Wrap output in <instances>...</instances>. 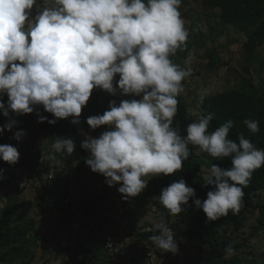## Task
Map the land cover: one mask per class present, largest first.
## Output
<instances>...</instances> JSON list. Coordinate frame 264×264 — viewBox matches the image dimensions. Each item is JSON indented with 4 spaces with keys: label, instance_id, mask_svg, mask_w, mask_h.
I'll use <instances>...</instances> for the list:
<instances>
[{
    "label": "clouds",
    "instance_id": "clouds-1",
    "mask_svg": "<svg viewBox=\"0 0 264 264\" xmlns=\"http://www.w3.org/2000/svg\"><path fill=\"white\" fill-rule=\"evenodd\" d=\"M182 0H0V112L8 118L0 132L18 123L15 117L34 113L38 123L56 124L70 119L80 125L82 108L94 89L113 97L103 114L86 117L92 130L107 128L93 137L81 130L80 147L88 153L85 164L102 174L109 187L119 184L122 199L130 200L147 187L145 177L172 175L190 156L207 153L230 167L213 163L205 176L212 188L206 199L192 203L206 214V223L238 214L243 188L253 173L264 166V149L243 133L229 138L233 121L209 131L213 114L197 113L186 126V135L173 127L182 81L192 75L193 53L184 66L174 62L178 50L187 47L189 31L181 18ZM7 100H4V96ZM123 97H130L123 99ZM205 94L199 96L202 105ZM37 106L52 114L49 119ZM252 133L259 122L244 119ZM26 133H14L20 140ZM76 141L56 136L54 153L71 155ZM17 147L0 144V159L19 161ZM196 196L184 179L162 188L158 200L170 215H177ZM149 237L163 253L179 252L175 233L163 218ZM229 253L234 250L229 246ZM83 259V257H80ZM152 264V263H150ZM157 264V263H156Z\"/></svg>",
    "mask_w": 264,
    "mask_h": 264
},
{
    "label": "trees",
    "instance_id": "trees-1",
    "mask_svg": "<svg viewBox=\"0 0 264 264\" xmlns=\"http://www.w3.org/2000/svg\"><path fill=\"white\" fill-rule=\"evenodd\" d=\"M190 3L199 4L209 11L214 8L220 11L212 16L208 11L204 12L208 16L204 15L203 17L202 13H194L193 10H190L191 23L187 26L189 31L187 47L183 51L178 50L172 59L184 66L183 62L189 52L210 41L213 50L209 52L210 61L206 67L209 70H214L226 66L231 72L236 73L237 82L228 89L204 93L205 99L202 105L198 103L199 98L191 103L181 93L178 97V110L173 119V127L178 126L183 136L186 135V126L195 119L197 113L213 114L209 131H214L221 124L232 120L234 123L230 129V139L237 140L238 135L243 133L258 148L264 149V56L258 52L256 44L258 42L264 45V0H182L180 7ZM230 27L234 28L237 33L230 39L231 42L246 36L249 28H255V39L252 36H247L244 46L250 63L257 65L256 73H246L237 67H230L229 61L224 58L219 61V57L215 56V53L221 50L218 44L219 36ZM182 84L184 83L182 82ZM102 94H104L102 90H93L87 106L82 108L80 125L72 124L71 118L60 119L54 125L47 121L38 123L39 132L49 138L51 144L56 136L66 135L75 139L76 148L71 155L54 153L55 159L50 160L48 156L52 152L51 149L47 155L43 156L40 151L34 152L29 145L17 146L18 140L14 138V126L11 130L5 129L0 132V144L17 147L20 153L17 163L33 170L34 181L43 183V193L38 197L43 211H58L62 226H73L76 223L82 224L83 227L94 225L96 238L95 243H92L91 246L86 247L79 232L74 234L73 229L71 230L73 234L71 243L57 246V251L64 254L63 264H150L145 255L131 256L130 262H127L126 254L122 253L123 250L130 248L129 245L122 241L115 243L118 240V233L113 231L102 233L104 226L112 222L108 215H104V211L113 206L110 201L113 192L108 190L112 187L102 188L103 175L98 174L93 180L87 179L85 184L81 185L78 196H74L69 180L64 179V170L56 169L59 161L68 166L80 161L81 168L79 167L77 171L86 167L84 161L87 153L79 143L82 139L81 130L84 132V130L91 129L85 122L86 117L103 114L107 109L101 104L100 96ZM4 100H7L6 95ZM41 110L44 116L52 118V114L44 111L43 107ZM17 118L15 117V119ZM246 118L258 121L260 131L250 132L243 124V120ZM7 120L8 118L0 112V127ZM27 127L31 132L36 129L33 117L29 118ZM189 150L191 154L183 162V167L180 170L172 175L161 174L149 178L146 189L140 195L130 200H124L121 217L126 221L130 234L134 237L133 245L142 242L151 243L149 237L157 234L152 230H147V226L153 222L151 221L153 219L141 223V209L150 207L152 211L155 207L162 210L166 223L175 218L179 224L183 225V231L180 234L185 243L194 240L198 242L197 256L190 257L188 260L191 264H264V247L261 245L256 248L251 241L255 237L264 236V166L253 173L250 183L243 188L245 195L238 214H233L229 210L226 216L206 223V214L202 209H197L192 200L195 198L206 199L207 192L212 188L205 179L208 169L213 163L224 168L230 167V158L217 160L207 153L196 155V147L193 145H189ZM15 165L16 163L10 165L0 159V184L4 175L9 170L12 171ZM53 169L56 170L55 177L46 178L47 175L53 176L50 174ZM179 179H184L188 186L193 187L196 196L190 198L188 205L182 206L184 210L181 213L170 215L168 210L159 203L158 196L162 188ZM11 205L0 209V264H35V248H37L36 243L40 240V234L33 233L34 219L25 217L19 210L18 203ZM246 228L249 230L248 233ZM108 236L114 238L112 245L107 244ZM229 246L234 250L231 253L227 251ZM153 248L159 257H169L170 262H175L174 260L178 256L171 252L163 253L162 250L156 249L154 246ZM129 251L134 252L132 249ZM67 256H69L68 259H66ZM165 262V260L162 261V264Z\"/></svg>",
    "mask_w": 264,
    "mask_h": 264
},
{
    "label": "rangeland",
    "instance_id": "rangeland-1",
    "mask_svg": "<svg viewBox=\"0 0 264 264\" xmlns=\"http://www.w3.org/2000/svg\"><path fill=\"white\" fill-rule=\"evenodd\" d=\"M230 9V8H229ZM190 10H193L194 13H202L203 17L204 12L211 13L210 15L216 14L219 12V9L214 8L209 11L196 3H190L189 5H184L183 7L179 6V11L181 13V18L185 22V27L190 25ZM230 10H235L231 8ZM192 12V11H191ZM208 16V15H206ZM260 25V24H259ZM255 28H249L246 36L240 37L239 40L231 42L230 39L233 38L237 33L234 28L230 27L229 29H225L224 33L219 36L218 44L220 51L215 53L216 57H219V61L223 60V58L229 61L230 67H237L239 70L246 73H256L258 71L257 65L250 63L247 57V53L245 51L244 40L248 38L247 36H252L254 39ZM258 52H260L264 56V45L256 42ZM213 50L212 44L210 41L208 43H203L201 46L193 50V60L191 63L192 75L187 77L184 81V92L182 93L188 100L192 101L196 98H199L201 93H213L215 91H221L232 87L236 82V73L231 72L226 66L219 67L214 70H209L206 66L209 63V52ZM264 73V72H263ZM101 104L106 108L108 107V103L112 99H116L117 102L121 99L120 97H113L108 93L104 92L100 96ZM130 97H123V99H128ZM41 110L42 106H37ZM44 115V114H43ZM30 117H33L34 124L36 129L34 131H30L27 127V123ZM18 123L14 125L15 132L18 130H23L26 135H24L20 140H18L19 145H29L34 152L40 151L43 156L47 155L49 150L51 149V142L49 138L45 135L41 134L38 130V117L34 113L25 114L19 116L17 118ZM107 126H101L96 130L88 129L84 130V133L91 135L93 137H97L100 135L102 131H104ZM83 131V130H82ZM83 139V136H82ZM86 152V151H85ZM87 153V152H86ZM88 156V153H87ZM81 168L80 161L74 163L72 166H68L67 164L59 161L57 162V170H64V179L69 180L72 195L78 196L80 193V188L82 184H85L87 179L93 180L98 173H94L86 167H82L80 171H77L78 168ZM55 169L51 171V175H47L46 178H54ZM33 170L27 168V166L19 165L16 163L15 167L9 170L3 177V180L0 184V209L3 207H10L11 204L18 203L19 210L23 212L25 217L33 218L35 222L34 232H38L40 234V240L36 243L37 248H35V264H63L64 262V254L57 251V246L59 244H69L73 240L72 229L74 230V234L81 235L82 241L86 244V247L91 246L92 243H95V230L94 225H89L87 227H83L82 224L76 223L71 225H61V216L58 211L53 212H45L43 211V206L39 203L38 197L43 193L44 187L43 183L35 182L33 179ZM156 177V176H155ZM149 177H145V180H148ZM119 184L114 186V189L111 190V198L110 201L113 204L112 207L106 208V213L108 217L112 219V222L102 229V233L106 234L110 231L118 233V240L124 242L126 245L134 244V237L130 234V229L127 227L126 221H124L121 217L123 212V203L124 199H122V194L117 191ZM92 188V187H90ZM103 188V187H102ZM103 190V189H102ZM116 207L117 209H112ZM152 218V211L150 207H145L141 209V223L148 221ZM253 221V220H251ZM250 221V223H251ZM171 226L173 225L176 230V239L178 241L179 252L178 256L174 260L175 262H170V258L160 257L162 261H166L165 264H191L189 262L190 257H196L198 253V242L192 241L190 243H185L183 238L181 237L180 232H182V224L173 218L172 221L168 222ZM247 233L249 232L248 228ZM252 243L257 246L264 247V236L255 237L252 240ZM250 246V244H249ZM69 256L66 257L68 259ZM72 259V257H71ZM178 262V263H177Z\"/></svg>",
    "mask_w": 264,
    "mask_h": 264
},
{
    "label": "built area",
    "instance_id": "built-area-1",
    "mask_svg": "<svg viewBox=\"0 0 264 264\" xmlns=\"http://www.w3.org/2000/svg\"><path fill=\"white\" fill-rule=\"evenodd\" d=\"M104 177H102V187L103 188H107L109 187L105 182H104ZM113 210L114 209H117L116 207H113L112 208ZM152 214H153V222L147 226V230H152L153 229V226L155 223L159 222V220L161 218H163V212L157 208H153L152 209ZM104 215H107L106 213V210L104 211ZM119 240L115 241V243H119L118 242ZM114 242V238L111 237V236H108L107 238V244L108 245H112ZM130 248L128 250H123V255H125V259L127 260V262H130L129 259L131 258V256H143L145 255L146 256V259L149 260V263H152V264H162V260H160L161 258L159 257V254L156 252V250H154L153 246L151 245V243H137L133 246H129ZM134 250V252H130L129 250ZM129 252V253H128Z\"/></svg>",
    "mask_w": 264,
    "mask_h": 264
},
{
    "label": "bare ground",
    "instance_id": "bare-ground-1",
    "mask_svg": "<svg viewBox=\"0 0 264 264\" xmlns=\"http://www.w3.org/2000/svg\"><path fill=\"white\" fill-rule=\"evenodd\" d=\"M161 211H162V210H161ZM150 219H153V214H152V218H150ZM163 219L165 220L164 215H163ZM151 221H152V220H151ZM169 227L173 229L174 233H176L175 227H174L173 225H171V226L169 225Z\"/></svg>",
    "mask_w": 264,
    "mask_h": 264
},
{
    "label": "crops",
    "instance_id": "crops-1",
    "mask_svg": "<svg viewBox=\"0 0 264 264\" xmlns=\"http://www.w3.org/2000/svg\"><path fill=\"white\" fill-rule=\"evenodd\" d=\"M113 189H114V187H113Z\"/></svg>",
    "mask_w": 264,
    "mask_h": 264
}]
</instances>
